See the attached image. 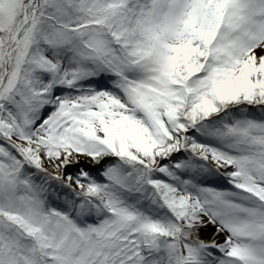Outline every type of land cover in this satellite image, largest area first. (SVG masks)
Returning a JSON list of instances; mask_svg holds the SVG:
<instances>
[{
	"label": "snow or ice",
	"instance_id": "6c2138e0",
	"mask_svg": "<svg viewBox=\"0 0 264 264\" xmlns=\"http://www.w3.org/2000/svg\"><path fill=\"white\" fill-rule=\"evenodd\" d=\"M0 264H264V0H0Z\"/></svg>",
	"mask_w": 264,
	"mask_h": 264
}]
</instances>
